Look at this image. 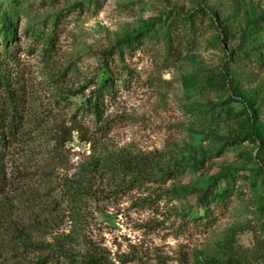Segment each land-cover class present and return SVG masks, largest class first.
<instances>
[{"label":"rangeland","instance_id":"rangeland-1","mask_svg":"<svg viewBox=\"0 0 264 264\" xmlns=\"http://www.w3.org/2000/svg\"><path fill=\"white\" fill-rule=\"evenodd\" d=\"M0 18V264H264V0H0Z\"/></svg>","mask_w":264,"mask_h":264},{"label":"trees","instance_id":"trees-1","mask_svg":"<svg viewBox=\"0 0 264 264\" xmlns=\"http://www.w3.org/2000/svg\"><path fill=\"white\" fill-rule=\"evenodd\" d=\"M195 13H201L202 15H206V12L204 10H199V11H195ZM183 23L185 24H190L191 26H194L195 24V20H196V16L193 13H189L186 15H182L181 18ZM0 21L3 22L4 27L8 30L9 28V23L7 21L6 18H0ZM9 39H10V33L8 32L7 35L4 38V48L6 50H8V43H9ZM108 82H103L101 83L97 89H96V95H97V100L95 103H93V99H89L88 103L86 104V107L88 109L89 112L93 113L96 117L100 118L102 111H101V105L104 104V96H103V91L105 90V88L108 86ZM12 86V81L10 80V78L7 75H3L2 73H0V88L2 90H4L5 94H6V100H12L14 98V92L15 90H13L11 88ZM255 113V119L256 118H260V116H262V112L261 111H256ZM6 117L5 115L0 111V130H3L5 128H9L10 131H12L15 127V123L12 122H6L5 121ZM78 124V123H76ZM76 126V125H75ZM17 128V127H16ZM79 125L74 127L73 129H71L70 133L72 134L74 131H79ZM16 132L18 131L17 129L15 130ZM13 132V131H12ZM3 141H0V145L3 144ZM213 192L208 193L205 192L204 196L205 198L212 196ZM227 193H217L214 195L213 199H211L212 201H209V203H206V207L210 206V204L212 202H219V201H223L224 197L226 196ZM72 202L74 206H77L81 200V195L82 192L79 189L73 188L72 191ZM24 236L23 232H20L19 230L17 231L15 237L17 239H20ZM18 243L22 244V249L24 251H28L31 249H36V251H40L41 253H43V248L42 246H38L35 245L34 243H32L31 241L28 240H18ZM64 258L65 261H61V257ZM59 257L56 258H44L41 257L38 261V263L36 264H43L45 263V259H47L48 263H52V264H111L110 261L106 258V256L100 255L98 253H90L85 255L84 257H78V256H74L71 255L69 253H58ZM211 264V263H209Z\"/></svg>","mask_w":264,"mask_h":264}]
</instances>
